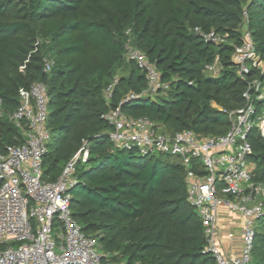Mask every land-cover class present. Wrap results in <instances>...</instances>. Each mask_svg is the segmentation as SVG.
Segmentation results:
<instances>
[{
    "label": "trees",
    "instance_id": "obj_1",
    "mask_svg": "<svg viewBox=\"0 0 264 264\" xmlns=\"http://www.w3.org/2000/svg\"><path fill=\"white\" fill-rule=\"evenodd\" d=\"M244 25L264 61V0H0V143L24 141L7 116L19 108L20 89L45 84L51 139L43 180L56 181L87 145L88 160L77 163V183L69 191L70 208L84 234L98 241L104 262L216 264L204 253V229L187 201L179 159L116 148L102 116L121 106L164 134L225 135L229 114L246 105L249 82L260 78L253 69L242 79L232 64ZM196 28L227 35L228 42H206ZM129 40L156 66L168 90L123 100L146 89L145 74L125 60ZM45 58L54 62L49 72ZM217 58L221 70L214 77L206 66ZM116 79L107 99L104 90ZM247 141L254 180L264 182V138L254 128ZM252 264H264V218L256 225Z\"/></svg>",
    "mask_w": 264,
    "mask_h": 264
},
{
    "label": "built area",
    "instance_id": "obj_2",
    "mask_svg": "<svg viewBox=\"0 0 264 264\" xmlns=\"http://www.w3.org/2000/svg\"><path fill=\"white\" fill-rule=\"evenodd\" d=\"M195 32L206 42H228L227 35L206 34L199 28ZM241 35L240 44L234 45L232 64L240 78L253 69H258L260 78L249 82L243 95L246 105L229 114L232 123L225 135L201 137L191 131L164 134L149 119L126 115L121 106L102 116L110 126L109 138L116 148L134 150L140 156L170 155L179 159L186 171L187 201L204 229V253L210 254L216 264H252L256 225L264 218V182L254 180L256 166L247 141L254 128L264 138V61L257 55L246 25ZM125 60L136 63L145 74L146 89L141 95L129 93L123 100L154 98L169 89L156 66L130 40L125 46ZM44 65V71L49 72L54 62L45 58ZM220 70L218 58L206 66L214 77ZM117 83L116 79L104 90L107 99ZM19 97V108L7 117L23 132L24 141L16 145L0 143V264H110L104 262L106 256L98 241L84 234L70 208L69 191L77 183V163L88 160L87 145L66 163L56 181L45 182L43 164L51 139L47 86L35 83L29 89H20ZM4 113L0 101V118ZM223 210L241 218L238 235L227 233L230 241L239 238V253L225 249L220 225Z\"/></svg>",
    "mask_w": 264,
    "mask_h": 264
},
{
    "label": "crops",
    "instance_id": "obj_3",
    "mask_svg": "<svg viewBox=\"0 0 264 264\" xmlns=\"http://www.w3.org/2000/svg\"><path fill=\"white\" fill-rule=\"evenodd\" d=\"M220 225L222 228V237L225 244L226 250H232L234 253H239L241 248V243L238 237L235 240H229L227 238V233L233 231L238 235L239 228L241 225V218L236 214H231L226 210H223L220 218Z\"/></svg>",
    "mask_w": 264,
    "mask_h": 264
},
{
    "label": "water",
    "instance_id": "obj_4",
    "mask_svg": "<svg viewBox=\"0 0 264 264\" xmlns=\"http://www.w3.org/2000/svg\"><path fill=\"white\" fill-rule=\"evenodd\" d=\"M63 264H81V263H63Z\"/></svg>",
    "mask_w": 264,
    "mask_h": 264
}]
</instances>
